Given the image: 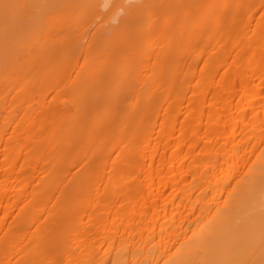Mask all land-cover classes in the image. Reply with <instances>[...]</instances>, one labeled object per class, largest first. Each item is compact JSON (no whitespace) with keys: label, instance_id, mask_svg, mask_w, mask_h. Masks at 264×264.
Returning <instances> with one entry per match:
<instances>
[{"label":"bare ground","instance_id":"6f19581e","mask_svg":"<svg viewBox=\"0 0 264 264\" xmlns=\"http://www.w3.org/2000/svg\"><path fill=\"white\" fill-rule=\"evenodd\" d=\"M0 264H264V0H0Z\"/></svg>","mask_w":264,"mask_h":264}]
</instances>
